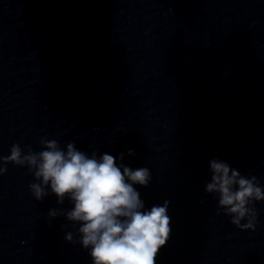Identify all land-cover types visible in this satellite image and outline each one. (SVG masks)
<instances>
[{
    "label": "water",
    "instance_id": "obj_1",
    "mask_svg": "<svg viewBox=\"0 0 264 264\" xmlns=\"http://www.w3.org/2000/svg\"><path fill=\"white\" fill-rule=\"evenodd\" d=\"M41 137L132 149L146 206L169 201L156 264H264V202L240 229L203 190L213 156L264 184V0H0V157ZM32 182L0 175V264H90Z\"/></svg>",
    "mask_w": 264,
    "mask_h": 264
},
{
    "label": "clouds",
    "instance_id": "obj_2",
    "mask_svg": "<svg viewBox=\"0 0 264 264\" xmlns=\"http://www.w3.org/2000/svg\"><path fill=\"white\" fill-rule=\"evenodd\" d=\"M125 155L132 156V149L114 156L81 150L74 141L61 147L56 139L41 137L39 151L13 143L0 157V175L8 163L26 166L34 181L27 187L36 201L49 194L57 204L67 200L69 208L49 209L47 216H63L71 224L75 231L65 232L64 240L79 244L90 264H156L171 231L169 201L146 206L139 189L151 183V171L125 164ZM207 170L203 190L215 198L217 214L237 228L254 229L264 184L216 156Z\"/></svg>",
    "mask_w": 264,
    "mask_h": 264
}]
</instances>
